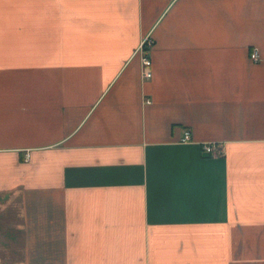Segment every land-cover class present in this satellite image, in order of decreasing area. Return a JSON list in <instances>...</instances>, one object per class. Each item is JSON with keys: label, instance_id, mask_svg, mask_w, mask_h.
I'll return each instance as SVG.
<instances>
[{"label": "crops", "instance_id": "obj_1", "mask_svg": "<svg viewBox=\"0 0 264 264\" xmlns=\"http://www.w3.org/2000/svg\"><path fill=\"white\" fill-rule=\"evenodd\" d=\"M0 264H264V0H0Z\"/></svg>", "mask_w": 264, "mask_h": 264}, {"label": "built area", "instance_id": "obj_2", "mask_svg": "<svg viewBox=\"0 0 264 264\" xmlns=\"http://www.w3.org/2000/svg\"><path fill=\"white\" fill-rule=\"evenodd\" d=\"M154 45V41L150 36H147L143 39L139 51L142 54V66H143V77L146 80H149L153 76L152 72V62L149 56V52ZM251 58L255 61L259 59L258 51L255 49L252 54ZM183 143H190L192 142L191 132L189 130L184 131L183 138L181 140ZM203 151L211 156H222L224 154L223 146L217 143H207L202 145ZM26 160H29L30 153H26Z\"/></svg>", "mask_w": 264, "mask_h": 264}]
</instances>
